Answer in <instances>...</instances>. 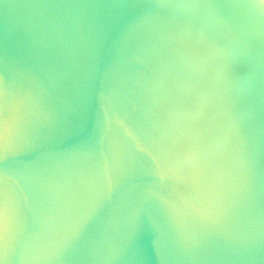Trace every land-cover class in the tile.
<instances>
[{"label":"clouds","instance_id":"1","mask_svg":"<svg viewBox=\"0 0 264 264\" xmlns=\"http://www.w3.org/2000/svg\"><path fill=\"white\" fill-rule=\"evenodd\" d=\"M0 264H264V0H0Z\"/></svg>","mask_w":264,"mask_h":264}]
</instances>
